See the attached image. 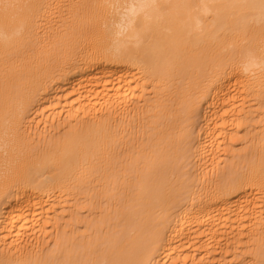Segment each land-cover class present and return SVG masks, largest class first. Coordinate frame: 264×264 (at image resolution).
Wrapping results in <instances>:
<instances>
[{"label": "bare ground", "instance_id": "6f19581e", "mask_svg": "<svg viewBox=\"0 0 264 264\" xmlns=\"http://www.w3.org/2000/svg\"><path fill=\"white\" fill-rule=\"evenodd\" d=\"M65 1L0 0V264H224L211 259L221 233L239 244L251 232L234 225L259 204L264 226V130L244 166L218 151L244 116L264 121V0ZM143 75L181 85L147 97ZM133 112L150 126L140 146L120 130ZM31 139L51 145L35 153ZM50 222L62 230L45 253Z\"/></svg>", "mask_w": 264, "mask_h": 264}, {"label": "rangeland", "instance_id": "374dc122", "mask_svg": "<svg viewBox=\"0 0 264 264\" xmlns=\"http://www.w3.org/2000/svg\"><path fill=\"white\" fill-rule=\"evenodd\" d=\"M70 0L65 1L66 3H68ZM57 3V2H55ZM65 10H67V6L64 8ZM67 11H60V8H58V5H56L54 7V9L52 10V18H54L53 20H55L57 18L58 20V16L62 13H66ZM41 26H42V31L44 28V26L47 25V19L45 17L41 18ZM56 21V20H55ZM54 21V23H56ZM60 22L57 24L59 25ZM44 35V34H42ZM37 43V40H36ZM37 51V50H36ZM32 53H36L35 51H33ZM203 71L202 72H198L199 68L195 67V78H194V82L196 83L195 86L192 89L191 92V97L195 98L196 94L199 92V88H200V84L202 83V80L205 78V75L208 71V67L207 66H203L202 67ZM198 72V73H197ZM142 81L144 82V84L147 86V97H153V96H167L170 97L168 95L169 92L173 91L175 92L179 86L181 85V81H180V77L179 79L176 81V83L174 84V86L171 89L168 88H163V89H158L155 87V85H152V82L149 78L146 77V75H143ZM150 85V86H149ZM139 89L136 90V92H138ZM174 94V93H172ZM175 95V94H174ZM138 95L135 94V97H137ZM45 97H46V93H43V95H40V97L38 98V102L36 103V105H32L28 108V112L26 114V118L23 122V126H26V121L29 120V122L33 121V118L35 116L36 113H41L36 111L38 108H44L46 102H45ZM264 97V94H263ZM139 98V96H138ZM141 99V100H140ZM139 100L141 102H144L143 98H140ZM264 99V98H263ZM261 99V100H263ZM135 104H133V102L131 101L128 105V107L123 108V110L129 111L133 108ZM258 105V104H257ZM184 106V104H182V107ZM261 108L264 109V104L260 105ZM187 112H183V111H178L177 114L172 115V116H167L169 117V120L172 119H178L179 121L182 120L183 118L186 117ZM141 117L142 115L138 114V113H132V115L130 116V118L128 119V122H125L124 124L121 125V131L123 134L127 133V136L125 139H127V141L129 143H134L137 146H140L141 142L147 138L148 136V132L150 129V126L148 124V120L147 119H143L139 120L138 118ZM196 120V119H195ZM237 122V120H236ZM256 123V124H255ZM115 121L112 120L111 123L109 124V127L112 129V127L114 126ZM32 125L30 127L29 131H32L34 129H32ZM264 130V121H261L259 115H257L256 113H254L252 116H249L247 118H245V116L243 117L242 120V124L240 125V127L237 130H233L230 134H229V138L228 139H223L221 137H219L221 146L220 149L218 151H225V153L227 152V156H229L231 153L234 154H239L242 153L244 155L243 160L246 158V160L243 162V166L245 164V162H247L249 159H251L252 157H254V155L257 153L254 149L255 145L254 142L250 140V136L253 135L254 133L256 134V138L255 139H259L262 136ZM128 131V132H127ZM56 138H61L64 136L65 134V128H64V124L61 125L56 131ZM54 137V138H55ZM32 140V139H31ZM56 140V139H55ZM33 144H32V151L35 153H41V151H43L44 149L48 148L50 145L45 144L44 140H40V139H36V140H32ZM120 144H119V149L122 150L126 144H124V139L120 140ZM53 142V141H52ZM167 141L163 140V145L166 144ZM27 149L30 150L28 148V144L26 145ZM225 156V155H224ZM223 156V157H224ZM258 156V155H256ZM226 157L224 158V160L226 159ZM223 160V161H224ZM231 160L228 161V163ZM226 167V164H222L220 165V171L222 169H224ZM190 169L192 172V177L194 178V174L197 171V168L195 167V164H191L190 165ZM215 177V176H214ZM98 184V182L96 181L95 184ZM73 194L72 195H66L67 197H69L70 199H72L71 204L76 205L77 204V194H78V189L77 188H73ZM59 194V193H58ZM258 194V193H256ZM260 201L262 202V204L264 203L263 199L264 197H260L259 198ZM83 201V200H81ZM79 201L80 205H82V207H84V209L82 210V212L84 214H88L87 209H89V206L91 205L90 202L85 201V202H81ZM99 198L96 197L95 199V205H94V210H101V207H99ZM91 208V207H90ZM260 209H262V205L259 204L257 206V210L260 211ZM257 212L256 214L253 213H244L243 215H241V217H243V219L239 220L236 222V224L234 225V228L239 226L240 228H243V230H245V232L250 233L247 236H245V238H243V240L237 244V239H234V233H221V231H219V233H221V237L219 236V238L217 239L218 241H221V244L218 245V247L216 248V250L212 251V258L214 260H222L224 262V264H241L239 261H245L248 264H254V258H253V253L255 251H257L259 246H264V226L262 224H257V221L259 219L255 218V215H258L260 212ZM254 218V219H253ZM75 225L77 226V222L74 220ZM53 223H48L46 226V229H44V231L46 232L45 234V238L44 239V246H46V250L45 253L51 251L54 248H58L59 245H57V240L61 234V230L62 227H54ZM227 228H229L228 230H232L230 229V226H228ZM233 228V229H234ZM237 229V228H236ZM258 230V231H257ZM75 233L78 232V229L75 228L74 230ZM236 233V231H235ZM207 237H203L201 240L205 241ZM42 239V240H43ZM193 250H195V248H192ZM240 253L242 254V256H240ZM210 261V260H209ZM208 261V262H209Z\"/></svg>", "mask_w": 264, "mask_h": 264}]
</instances>
